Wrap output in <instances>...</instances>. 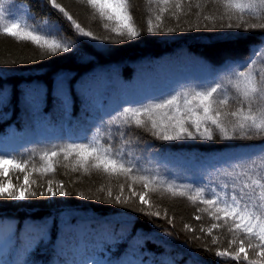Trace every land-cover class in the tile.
<instances>
[{
	"label": "trees",
	"instance_id": "obj_1",
	"mask_svg": "<svg viewBox=\"0 0 264 264\" xmlns=\"http://www.w3.org/2000/svg\"><path fill=\"white\" fill-rule=\"evenodd\" d=\"M56 3L96 38L75 34L72 22L50 0H5L4 4L6 16L26 19L45 31L62 29L60 36L67 38L70 50L53 55L0 29V154L32 161L24 172L6 166L7 176L16 188H22L27 174L29 190L38 193L25 199L0 198V230L10 240L8 251H2L3 262L22 264L33 257L48 263L56 257L50 242L65 226L79 221L87 222V228L81 235L73 234L77 246L73 251L97 258L110 251L109 264H248L243 254L240 261L216 255L217 251L234 255L240 239H245L249 260L260 261L259 250L248 249L243 234L235 244L230 243L233 234L226 226L209 234L213 223L222 222L213 220L202 211L203 205L193 204L187 196L173 197L166 185L230 193L233 182L223 173L236 162L259 163L264 137L241 138L229 126L234 139H222L213 128V140H163L152 131L126 127L121 113L216 84L222 85L217 97L227 91L235 98L229 81L250 51L264 42V29L244 33L221 28L222 23H236L235 16L227 19L224 0H168L167 5L162 0H128L132 23L140 32L129 39L111 31L122 25L101 20L87 0ZM176 3L181 4L179 9ZM261 15L258 19L245 13L244 17L248 23H264ZM206 16L213 19L205 20ZM148 21L152 32L147 31ZM239 106L234 99L224 110L235 111ZM190 130L196 135L195 129ZM90 141L110 143L134 166V176L156 177L164 187L154 192L152 186L145 189L131 178L109 176L91 168V160L85 173L75 153L68 160L63 155L53 158L54 172L36 171L42 167V152ZM48 180L53 181L54 190L62 182V190L70 194L40 196ZM225 183L229 188L221 187ZM141 194L148 204H141ZM116 195L127 202L115 203ZM69 233L74 231L68 228ZM78 262L84 264L80 257Z\"/></svg>",
	"mask_w": 264,
	"mask_h": 264
},
{
	"label": "snow or ice",
	"instance_id": "obj_2",
	"mask_svg": "<svg viewBox=\"0 0 264 264\" xmlns=\"http://www.w3.org/2000/svg\"><path fill=\"white\" fill-rule=\"evenodd\" d=\"M50 2L72 22L76 30L75 34L96 38L92 32L85 31L80 24L76 23L72 16L56 3V0H50ZM162 2L165 5L168 4V0H162ZM4 4L5 0H0V29L4 34L15 37L17 40L31 41L53 55L58 51L68 52L70 50V43L65 42L67 38L60 36L62 29L55 33L50 30L45 31L42 27L28 23L26 19L6 16ZM87 4L94 10V15H98L101 20H117L122 25L120 28H112L111 31L127 36L129 39L140 35L139 30L132 23L128 0H87ZM175 7L179 9L181 4L176 3ZM197 7L200 6L197 5ZM223 7L226 9L227 19L231 21L235 16L236 23L229 22L226 25L222 23L221 28H235L244 33L250 29H264V23H248L244 17V14L248 13L255 18H262L264 0H258V2L257 0H224ZM156 19L160 20V17L157 16ZM204 19L213 18L206 16ZM220 19L223 20L224 16H221ZM148 25L147 31L152 32L154 28L151 21H148ZM103 27L107 29L108 25L104 24ZM168 31H173V29L170 28ZM236 34L239 38L240 33ZM258 63L264 65V42H261L255 51H250L249 57L240 65V70L233 72L229 83L235 90V98L231 97L227 91L217 97L216 94L221 91L222 85L216 84L200 91L175 94L139 108L124 109L121 113L123 123L129 128L135 126L152 131L153 135L163 140H176L183 137L213 140V128L220 133L222 139H234L235 136L229 134V126H231L232 133L239 132L241 138H251L250 134L264 137V67L258 66ZM234 99L240 106L235 111H225L224 109L228 108ZM254 105L258 106L254 108ZM190 129H195L196 135ZM121 135L125 134L121 133ZM73 153L77 157V164L84 168L85 173L89 171L85 165L91 160L93 161L90 165L91 168L102 170L109 176L131 178L134 183H142L145 189L152 186L154 192L164 187L163 182L158 181L156 177L134 176V166L123 158L122 151L114 152L110 143L104 145L90 141L69 144L58 150L44 151L39 156L42 167L36 171L41 175L54 172L53 158L63 155L64 160H68ZM249 159L251 160V158ZM258 160L259 163L256 160H251L249 165L236 162L231 170L223 173L233 182L230 193L208 190L204 187L182 189L173 184L166 185V191L173 197L187 196V199L193 204L203 205L202 211L207 212L213 220L222 222L213 223L207 230L209 234L214 229L226 226L233 234L231 244H235L236 237L243 234L247 239L248 249L253 251L258 249L256 254L261 260H249L248 251L244 247L245 239L239 240V247L234 255L228 251H217L216 255L219 257L231 256L233 260L240 261L241 254H243V261H247L248 264H261V261H264V154H261ZM31 163L32 161L29 159L0 154V174L8 172L9 169L6 167L8 165H11L13 170L24 172ZM253 169L254 171H250ZM31 183L34 184L35 181ZM10 184L11 182H9ZM24 185L17 189L0 184V198L25 199L37 196L36 191L29 190L27 174L24 176ZM63 187L61 182L54 190L53 181L48 180L46 191L39 192V195L68 196L70 193L63 191ZM123 187L120 185L121 193ZM221 187L227 189L229 184L225 183ZM112 195V192L109 191L108 196ZM132 195L135 196L136 193L133 191ZM139 201L141 204H148V200L143 194L139 196ZM114 202L126 203L127 201H122L121 195H116ZM150 214L159 215V213ZM195 219L199 220L201 217L198 215ZM253 241L257 242L253 243ZM212 243H217L216 239H213Z\"/></svg>",
	"mask_w": 264,
	"mask_h": 264
},
{
	"label": "rangeland",
	"instance_id": "obj_3",
	"mask_svg": "<svg viewBox=\"0 0 264 264\" xmlns=\"http://www.w3.org/2000/svg\"><path fill=\"white\" fill-rule=\"evenodd\" d=\"M9 182H11L10 185ZM0 184L16 188L15 184L8 179L7 173L0 174ZM20 188L21 187L17 189ZM7 225L11 226L10 221H7ZM68 228L72 229L74 233L67 234ZM86 228L87 223H78L72 226H65V228L57 235V237L54 238L52 242H50L56 258L49 261L48 263H45L42 262L40 258L30 257L26 259L22 264H81L78 262L79 257L83 260L84 264H109L108 259L111 253L110 251L105 252L102 256L97 259H95V255H90V253H82V255L79 256L76 252L73 251L77 249V246L74 247L75 244L73 234L81 235L86 230ZM9 241V239L3 238L2 232L0 231V264H5L3 262L2 251H8ZM28 245L31 247L30 243H28ZM112 249L114 248L112 247L111 250ZM93 259H95V261L91 262Z\"/></svg>",
	"mask_w": 264,
	"mask_h": 264
}]
</instances>
